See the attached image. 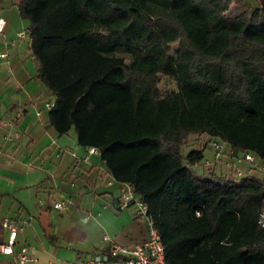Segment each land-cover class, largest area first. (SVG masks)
<instances>
[{
    "label": "trees",
    "instance_id": "1",
    "mask_svg": "<svg viewBox=\"0 0 264 264\" xmlns=\"http://www.w3.org/2000/svg\"><path fill=\"white\" fill-rule=\"evenodd\" d=\"M256 1L228 15L232 0H19L49 123L96 146L112 177L141 194L168 264H264V177L196 170L215 136L264 162ZM162 75L175 86L161 90ZM191 133L208 138L183 153Z\"/></svg>",
    "mask_w": 264,
    "mask_h": 264
},
{
    "label": "crops",
    "instance_id": "2",
    "mask_svg": "<svg viewBox=\"0 0 264 264\" xmlns=\"http://www.w3.org/2000/svg\"><path fill=\"white\" fill-rule=\"evenodd\" d=\"M0 16L5 19L0 51L6 52L0 59V242L7 239L2 226L7 218L17 226L14 245H25L34 264L105 254L116 259L111 243L132 247L142 242L145 221L132 207L116 206L119 181L99 153L84 159L86 148L76 142L74 131L59 134L49 123L43 104L51 94L36 76L29 21L19 13V0H0ZM19 29L26 36L11 43ZM16 111L20 116L13 122ZM219 162L220 171L215 162L204 165L216 176L235 173V168L241 169L240 175L260 174L245 161L232 166ZM56 200L64 206L54 207ZM11 258L0 252V264Z\"/></svg>",
    "mask_w": 264,
    "mask_h": 264
},
{
    "label": "built area",
    "instance_id": "3",
    "mask_svg": "<svg viewBox=\"0 0 264 264\" xmlns=\"http://www.w3.org/2000/svg\"><path fill=\"white\" fill-rule=\"evenodd\" d=\"M5 19L0 16V32L3 30ZM26 36V30L19 29L16 31L15 39L10 42L14 43L17 38H24ZM6 56L5 51H0V59ZM44 108L49 109L52 105V99L48 98L44 101ZM37 114L40 110L36 111ZM20 111H16L11 121H15L19 118ZM210 144L214 149V160L205 159L202 163L208 164L209 162L223 161L232 166L233 162L245 161L249 166L256 168L260 174L264 177V162L260 160L253 151L245 150L239 151L230 147L218 137H211ZM86 154L84 159L91 153H99L96 146L87 145ZM235 175L242 173L240 168H235ZM54 207L62 208L64 202L56 200L52 203ZM116 206L118 208L132 207L134 215L144 219L146 224V238L132 247H125L112 242L110 245L111 253L117 255L116 259H109L108 255H94L89 257H78L75 260H63L60 262H54L49 260L46 264H168L164 256V247L160 237V234L155 226L153 218L147 212V204L143 200L141 194L136 192L127 181H119V191L116 196ZM198 214V211H195ZM258 223L264 227V205L261 207L258 215ZM2 226L7 228V239L0 242V252L6 253L12 256L11 261L8 264H34L35 257L30 253L25 245L15 246V237L17 232V226L11 220L5 218L2 221ZM104 240H108L109 237L104 234Z\"/></svg>",
    "mask_w": 264,
    "mask_h": 264
},
{
    "label": "rangeland",
    "instance_id": "4",
    "mask_svg": "<svg viewBox=\"0 0 264 264\" xmlns=\"http://www.w3.org/2000/svg\"><path fill=\"white\" fill-rule=\"evenodd\" d=\"M244 2L253 5L257 3L256 0H232L229 7L226 9V13L228 15H236L242 8V3ZM176 49H177V41L171 42L169 52L175 54ZM124 60L125 62H128V58L126 55H124ZM158 85L161 88V90H165V89L173 88L175 86V83L173 80L162 75ZM207 138H208L207 135L204 134L198 135L195 133H191L188 135L186 142L181 146V151L184 153L193 147H200L203 142H206ZM205 159L214 160V149L213 146L210 144V141H207L203 148L202 162ZM215 163L217 164L215 168L218 171H220V162L216 161ZM204 169H205V165L203 163H199L196 165V170L198 172L203 171Z\"/></svg>",
    "mask_w": 264,
    "mask_h": 264
}]
</instances>
